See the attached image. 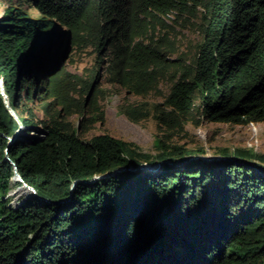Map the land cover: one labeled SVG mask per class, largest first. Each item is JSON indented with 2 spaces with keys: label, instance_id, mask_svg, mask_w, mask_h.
Returning <instances> with one entry per match:
<instances>
[{
  "label": "trees",
  "instance_id": "1",
  "mask_svg": "<svg viewBox=\"0 0 264 264\" xmlns=\"http://www.w3.org/2000/svg\"><path fill=\"white\" fill-rule=\"evenodd\" d=\"M199 9L194 55L174 58L158 26ZM64 32L71 53L94 49L92 78L59 60ZM101 70L141 96L170 81L153 109L120 105L134 122L154 118L157 155L109 133L83 137ZM0 78L25 127L11 143L20 124L0 86V264H264V165L253 164L264 156L226 149L219 162H187L199 155L160 136L195 110L211 122H264V0H17L0 18ZM37 102L42 118L28 108ZM143 164L153 170L114 172ZM15 165L43 199L11 204Z\"/></svg>",
  "mask_w": 264,
  "mask_h": 264
},
{
  "label": "rangeland",
  "instance_id": "2",
  "mask_svg": "<svg viewBox=\"0 0 264 264\" xmlns=\"http://www.w3.org/2000/svg\"><path fill=\"white\" fill-rule=\"evenodd\" d=\"M16 1L0 0V15H3L8 4ZM204 13L203 9H199L196 15L183 14L178 16L173 12L165 17L167 26H158L156 35L158 37L167 36L171 40L176 50L173 55L174 58L179 57V55L190 58L194 55L196 46L202 39L201 25L202 23L206 24ZM29 15L37 18L40 16V13L36 9H29ZM66 67L67 70L73 73H77L88 79L92 78L96 71V53L94 49L88 47L82 51H73L66 63ZM100 73L101 78L97 85L99 92L97 96L96 93L94 94L96 104L93 109L89 108L90 113L87 118V125L83 129V137L88 140L95 135L109 133L117 138L136 143L143 152L149 153L152 156L157 155L158 151L155 146L157 127L154 118L150 116L140 123L134 122L121 112L120 105L123 103H130L131 105L144 104L147 108L153 109L155 104H162L164 102L166 95L169 93L170 81L164 79L157 89L148 95L141 96L128 93L121 87H114L112 84L106 82L104 70H101ZM198 101L197 103H199ZM28 108L34 112L35 117H44L42 103H31ZM102 112H105V120L95 121V117L99 116ZM72 120L80 127L81 119L79 115H74ZM182 121V127L170 130L169 132L166 128L160 132V136L163 137L165 136L164 134H167V143L169 145L172 147L184 146L201 157H187L185 158L187 162H192L194 159L219 162L216 160H222V151L226 149L229 152H234L238 149L253 150L256 154L264 156V122L248 124L211 122L196 110L185 116ZM38 126L44 127L37 122L31 128L34 129ZM24 130L25 128L22 127L17 132V137ZM34 135H37L38 138L43 136L42 133L38 132H35ZM253 164L264 165V160L259 158L254 159ZM144 170L152 171L153 169L149 166L144 168ZM17 180V177L14 176L9 193L13 206H17L28 199L27 195L20 194L21 201H19L20 203H16L15 200L19 196L16 192L20 188H26L24 184ZM97 180L99 179L96 178L94 181Z\"/></svg>",
  "mask_w": 264,
  "mask_h": 264
},
{
  "label": "water",
  "instance_id": "3",
  "mask_svg": "<svg viewBox=\"0 0 264 264\" xmlns=\"http://www.w3.org/2000/svg\"><path fill=\"white\" fill-rule=\"evenodd\" d=\"M55 31V30H54ZM60 39H61V42L63 43V49L61 50L60 52V56H59V60L64 63L70 56L71 54V51H72V44H71V38L70 36H67L66 32L62 33V35L60 36ZM0 86H1V92H2V95L4 96V99H5V103H6V106L7 108L9 109V111L12 113V115L15 117V118H18V115L16 113V111L12 108V106L10 105L9 103V98L7 96V94L5 93V87H4V83H3V80L0 78ZM91 94V93H90ZM90 96V95H89ZM36 130V132L38 133H42L43 136L40 137V139H43L45 135H47V130L44 128V127H40L38 126L37 128H34ZM18 134H14V136H12L10 138V142H14L16 140V137H17ZM196 157H199V156H193L191 158H196ZM9 158V157H8ZM149 167V165L147 164H143V165H140L138 166L137 168H133V167H125V168H120V169H117L115 170L114 172H120V171H125V170H142L144 168H147ZM15 176L19 179V181L23 182L24 183V186L31 192V197L33 198H37V199H43L41 196H39L35 190V188L29 184H27L23 178L21 177V175L19 174L18 170H17V166L15 165ZM103 176H97L96 178L97 179H100L102 178ZM95 178V179H96ZM93 179V181L95 180ZM76 182L74 183V186H75ZM73 186V187H74Z\"/></svg>",
  "mask_w": 264,
  "mask_h": 264
},
{
  "label": "bare ground",
  "instance_id": "4",
  "mask_svg": "<svg viewBox=\"0 0 264 264\" xmlns=\"http://www.w3.org/2000/svg\"><path fill=\"white\" fill-rule=\"evenodd\" d=\"M16 120L19 122V126L16 128V130H15V134H17V132L18 131H20L21 129H22V127H23V125H22V122H21V120L19 119V117L18 118H16ZM18 179V178H17ZM18 182H20L19 181V179L17 180ZM15 188V187H14ZM22 190V191H21ZM16 193H18V198H16V203H18L19 201H21L20 200V194H25L24 196H26L27 195V197H31V192L29 191V190H27L26 188H20ZM23 200V199H22ZM20 203V202H19ZM16 205V204H15ZM19 205V204H18Z\"/></svg>",
  "mask_w": 264,
  "mask_h": 264
},
{
  "label": "clouds",
  "instance_id": "5",
  "mask_svg": "<svg viewBox=\"0 0 264 264\" xmlns=\"http://www.w3.org/2000/svg\"><path fill=\"white\" fill-rule=\"evenodd\" d=\"M2 16L0 15V18H1ZM19 117V116H18ZM16 119V118H15ZM20 119V118H19ZM21 120V119H20ZM22 122V121H21ZM253 123V122H252ZM25 128V127H24ZM14 136V135H13ZM21 182V181H20ZM22 184H24L23 182H21ZM20 205V204H19Z\"/></svg>",
  "mask_w": 264,
  "mask_h": 264
}]
</instances>
